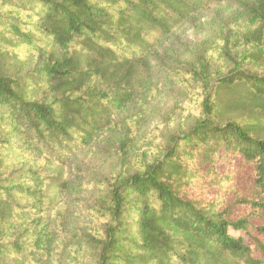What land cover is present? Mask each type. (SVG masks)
Here are the masks:
<instances>
[{
    "label": "trees",
    "instance_id": "16d2710c",
    "mask_svg": "<svg viewBox=\"0 0 264 264\" xmlns=\"http://www.w3.org/2000/svg\"><path fill=\"white\" fill-rule=\"evenodd\" d=\"M222 2L0 0V264H264V0L215 50L232 68L171 74L194 123L142 130L158 44ZM110 142L118 171L71 222L69 160Z\"/></svg>",
    "mask_w": 264,
    "mask_h": 264
},
{
    "label": "rangeland",
    "instance_id": "374dc122",
    "mask_svg": "<svg viewBox=\"0 0 264 264\" xmlns=\"http://www.w3.org/2000/svg\"><path fill=\"white\" fill-rule=\"evenodd\" d=\"M249 3V0H224L192 16L158 44L154 70L162 89L149 104L143 131L158 127L159 135L162 131L165 134L160 135V142L165 140L166 135L177 130L184 131L194 123L195 113L188 108L187 93L173 82L171 74L176 76L193 66L197 69L206 63L210 64L209 71L219 67L232 68L230 59L214 56L218 52L215 50L220 48L224 37L234 32V25H237L234 18L239 15L244 18L245 6ZM119 165L120 160L111 142L73 154L68 170H75L70 171L73 177H84L81 179L86 191L84 195L66 196L71 222L75 217H84L88 206L100 202L106 183L118 171Z\"/></svg>",
    "mask_w": 264,
    "mask_h": 264
}]
</instances>
